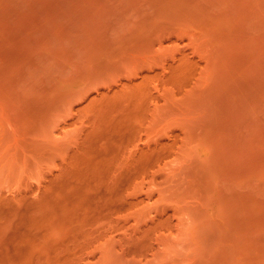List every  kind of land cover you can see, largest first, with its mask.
Listing matches in <instances>:
<instances>
[{"label": "rangeland", "instance_id": "rangeland-1", "mask_svg": "<svg viewBox=\"0 0 264 264\" xmlns=\"http://www.w3.org/2000/svg\"><path fill=\"white\" fill-rule=\"evenodd\" d=\"M0 264H264V0H0Z\"/></svg>", "mask_w": 264, "mask_h": 264}]
</instances>
